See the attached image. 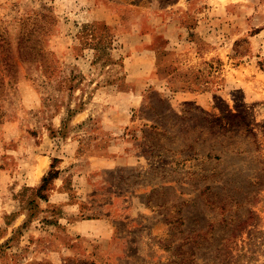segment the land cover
Masks as SVG:
<instances>
[{"label":"rangeland","instance_id":"374dc122","mask_svg":"<svg viewBox=\"0 0 264 264\" xmlns=\"http://www.w3.org/2000/svg\"><path fill=\"white\" fill-rule=\"evenodd\" d=\"M0 264H264V0H0Z\"/></svg>","mask_w":264,"mask_h":264},{"label":"trees","instance_id":"16d2710c","mask_svg":"<svg viewBox=\"0 0 264 264\" xmlns=\"http://www.w3.org/2000/svg\"><path fill=\"white\" fill-rule=\"evenodd\" d=\"M54 172H50V174H48V176H43L42 177V184L40 187H38L37 191H41V189L44 187V185L46 184V182L48 181L49 178H55L56 176H54Z\"/></svg>","mask_w":264,"mask_h":264},{"label":"crops","instance_id":"0c3cea01","mask_svg":"<svg viewBox=\"0 0 264 264\" xmlns=\"http://www.w3.org/2000/svg\"><path fill=\"white\" fill-rule=\"evenodd\" d=\"M41 174H42V173H41ZM41 174H40V175H41ZM40 175H39V176H37V178H39V177H40Z\"/></svg>","mask_w":264,"mask_h":264}]
</instances>
